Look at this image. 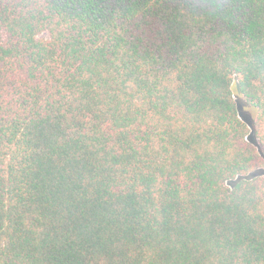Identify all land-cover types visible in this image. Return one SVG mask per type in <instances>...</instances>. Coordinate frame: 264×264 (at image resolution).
<instances>
[{"label": "trees", "instance_id": "obj_1", "mask_svg": "<svg viewBox=\"0 0 264 264\" xmlns=\"http://www.w3.org/2000/svg\"><path fill=\"white\" fill-rule=\"evenodd\" d=\"M235 80L264 0H0V264H264Z\"/></svg>", "mask_w": 264, "mask_h": 264}, {"label": "rangeland", "instance_id": "obj_2", "mask_svg": "<svg viewBox=\"0 0 264 264\" xmlns=\"http://www.w3.org/2000/svg\"><path fill=\"white\" fill-rule=\"evenodd\" d=\"M237 81L235 80L232 84V93L234 95V100L236 103L237 111L239 118L248 125L250 135L248 137L251 141L263 154L264 156V143L258 139H252V125L254 124L256 118V110L246 104L242 96L238 92ZM264 175V168L247 176V179H253ZM235 184V181L229 182L227 185L232 187Z\"/></svg>", "mask_w": 264, "mask_h": 264}]
</instances>
